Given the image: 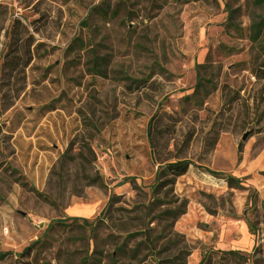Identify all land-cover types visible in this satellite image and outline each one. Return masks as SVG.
Masks as SVG:
<instances>
[{
	"label": "rangeland",
	"instance_id": "obj_1",
	"mask_svg": "<svg viewBox=\"0 0 264 264\" xmlns=\"http://www.w3.org/2000/svg\"><path fill=\"white\" fill-rule=\"evenodd\" d=\"M0 14V64L14 19L37 50L0 107V264L98 261L102 233L148 236L160 259L176 238L187 264H264V5L0 0ZM11 83L0 73V94ZM174 156L221 176L160 175ZM70 218L101 221L100 236Z\"/></svg>",
	"mask_w": 264,
	"mask_h": 264
},
{
	"label": "trees",
	"instance_id": "obj_2",
	"mask_svg": "<svg viewBox=\"0 0 264 264\" xmlns=\"http://www.w3.org/2000/svg\"><path fill=\"white\" fill-rule=\"evenodd\" d=\"M248 1L252 2V4L255 6L264 5V0ZM228 16L230 18V14ZM261 27L262 22L260 21L253 24L250 39L255 43L259 42L258 40ZM224 28L227 30L236 29L234 28V25L230 23V21H228L224 25ZM31 38L32 37L28 35V32L22 26L21 22L18 19H14L12 22V29L10 33L9 42L6 45L7 52L4 55L3 61L0 64L1 76H3V78H7L8 81H12L11 84L4 85L7 87V90L0 94V107L3 111H6L10 107H12L14 103L18 100L20 94L25 89V71L30 66L34 58L35 51L37 52L36 47L35 49L32 48L33 41ZM4 68H7V72L2 74ZM200 85L201 84H199V86ZM148 132L150 131L148 130ZM148 136L155 154L156 143L155 141H153L151 133H148ZM189 141L190 139L185 140V144H188ZM83 152H86L87 154L86 156L83 155L84 161L87 160L88 155H91L94 158V153L88 142L83 143ZM157 160L159 164L163 165L161 166L162 169L160 173V175L162 176L166 175L178 178L180 176L185 175L190 169L199 171L203 174H207L215 178H220L221 176L220 174L210 171L204 167L196 166L179 156L167 157L161 160ZM226 182L230 187L236 186L238 184V181L229 178ZM90 183L96 184L97 181L95 179H91ZM162 186L164 185H158L157 188L161 189ZM117 200H119L117 197H111L109 202L117 203ZM68 220L71 222V226L82 230H88L91 234L93 242L97 240L98 236H100L98 230H100L99 227L101 226V223L99 222L101 221H97L96 223H94L88 222L86 219L80 218H70ZM65 224L66 223L64 221L55 222V225L59 226H64ZM102 235L103 236L101 238V242L105 246L107 245L108 248H111L112 251L108 252L106 256H103L101 254V260L98 261H92V259L88 256L84 257L83 259H81L79 264H124V261H128L129 264H142L148 258H151L155 264H187V259L191 255V249L185 243L181 244L176 238L174 240H168L171 245V248H165V250H163L162 252L166 255L160 259V257L152 253L154 245L152 243V240H150L148 236H145L144 239L133 243V247H129L128 245L130 244V240L135 238L136 235H139L138 233H129L125 236L124 239H121L119 236L111 233H102ZM119 240L121 241L119 242ZM157 254L160 255V252H158ZM223 254L240 261H245V257H242L238 252L235 251H229ZM4 256L5 255H0V259H2ZM205 261L206 255L203 256L199 264H204Z\"/></svg>",
	"mask_w": 264,
	"mask_h": 264
}]
</instances>
